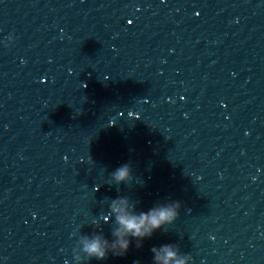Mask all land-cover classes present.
<instances>
[{"label": "water", "instance_id": "water-1", "mask_svg": "<svg viewBox=\"0 0 264 264\" xmlns=\"http://www.w3.org/2000/svg\"><path fill=\"white\" fill-rule=\"evenodd\" d=\"M166 260L264 264V0H0V264Z\"/></svg>", "mask_w": 264, "mask_h": 264}, {"label": "clouds", "instance_id": "clouds-1", "mask_svg": "<svg viewBox=\"0 0 264 264\" xmlns=\"http://www.w3.org/2000/svg\"><path fill=\"white\" fill-rule=\"evenodd\" d=\"M128 176V168L122 167L117 170L115 173V179L117 182L123 181ZM179 208V205H176ZM177 213L172 209H160L153 210L147 215L141 214L137 217H129L121 215L118 217V223L121 225L124 230V234L131 235L135 238H142L145 235H150L152 230L158 229L163 222L171 221L176 217ZM118 239L117 244L113 245L114 254L123 255L128 248V243L126 240H123L120 233H116ZM119 247L120 252L116 253L115 248ZM86 251L90 256H95L97 259H104L105 252L104 249L100 246L99 241H94L86 247ZM166 256L168 259H171L174 256V253L167 251ZM167 264V260L165 261Z\"/></svg>", "mask_w": 264, "mask_h": 264}]
</instances>
